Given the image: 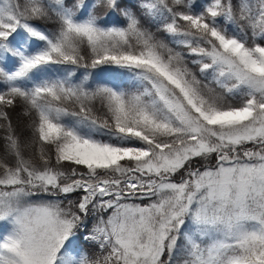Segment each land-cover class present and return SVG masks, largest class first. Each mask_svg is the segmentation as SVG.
<instances>
[{
	"label": "trees",
	"instance_id": "obj_1",
	"mask_svg": "<svg viewBox=\"0 0 264 264\" xmlns=\"http://www.w3.org/2000/svg\"><path fill=\"white\" fill-rule=\"evenodd\" d=\"M83 21L105 34L88 37L68 27V22ZM128 25L123 37L107 33L109 28ZM213 32L238 41L244 49L264 47V0H0V182L12 178L18 180L14 190L20 188L0 204L2 221L17 218L29 207L49 209L57 219L73 222L53 264H73L74 257L83 264H121L119 249L107 242L100 246L101 234L92 239L94 224L112 216L110 209L86 205L87 212L81 213L77 204L82 191L78 187L71 195L48 191L42 185L28 192L21 189L30 187L28 182L38 174L49 173L58 184H70L78 173L86 172L81 165L59 159L55 147L63 137L43 138L41 120L45 116L61 131L69 129L110 147L145 149L151 159L185 147L188 135L178 128L176 117L177 113L189 117L193 111L185 96L167 85L170 92L165 94L170 103L166 106L158 93L162 78L143 66L131 65L127 59L140 52L154 55L189 88L203 111H227L243 108L249 101H264L252 84L228 74L215 62L211 53L221 51V44L215 35L212 37ZM35 54L44 58L30 66L21 65L22 59L32 60ZM111 90L125 99L136 96L138 107L153 116L152 122L137 118L134 127L142 137L119 130L127 120L116 110ZM203 127L198 137L211 149L186 158L175 173L156 175L164 179L159 183L182 184L191 176L214 171L218 165L229 166L231 159L237 166L256 165L257 157L264 156L262 139H240L225 145L213 134L217 127L207 123ZM68 137L64 136L65 140ZM137 163L122 162L116 167L120 168L118 174L114 168L94 169L91 182L116 175L110 180L118 183L107 185V189L112 198L115 190L122 195L120 170ZM5 190L7 193L6 187H0V196ZM175 196L169 188H156L143 201L127 198L120 211L130 217V210L145 208L131 219L141 216L146 222L148 218L153 228L160 216L156 206L166 213L174 207ZM180 203L184 205L183 199ZM188 203L177 231L167 236L173 241L171 250H163L157 264H193L197 251L204 256L211 253L210 261L215 264H227L226 258L233 256L236 246L225 243L233 231L243 232L249 227L250 221L238 224L212 213L203 217L196 195ZM190 235L193 245L186 241ZM22 247L3 249L0 257L7 264H25Z\"/></svg>",
	"mask_w": 264,
	"mask_h": 264
},
{
	"label": "rangeland",
	"instance_id": "obj_2",
	"mask_svg": "<svg viewBox=\"0 0 264 264\" xmlns=\"http://www.w3.org/2000/svg\"><path fill=\"white\" fill-rule=\"evenodd\" d=\"M127 27L109 28L107 33L114 36L123 37ZM71 31L86 34L88 37L105 33L92 26L89 21L80 23L68 22ZM217 41L221 44V51L211 53L216 63L220 65L223 71L241 77L248 81L260 98L264 99V47H254L244 49L238 41L222 38L218 33L213 32ZM41 54H35L32 60L22 59L21 65L30 66L39 59H43ZM131 65L143 66L155 76L162 78L161 86H158L159 98L162 97L164 104L168 106L169 97L165 94L170 92L167 85L174 86L185 96L189 106L196 113L189 114V117L176 114L179 124L178 128L187 134L189 141L183 148H177L165 153H159L154 159L148 157L149 151L138 147L115 148L106 144H101L88 139L85 136H78L72 130L61 131L58 127L51 124L47 117H43L40 125V135L52 140L60 139L58 147H55L56 155L61 160L81 165L85 167L86 172L78 173L77 179L70 184H58V180L51 174H38V177L29 181L31 184L28 190L36 189L39 185L49 191H58L68 195L74 189L82 191L81 199L77 204L80 212L86 213V205L96 208L105 207L112 211V216L104 219L101 223L97 222L93 226L92 239L99 238L102 235L99 245L104 243L113 244V247L119 249L118 259L121 264H157L160 254L163 250H171L173 241L168 239V234L177 231L181 222V213L188 206L193 195L198 196L199 213L203 217L209 218L212 213L215 216L224 217L226 220L233 219L234 223L250 221V226L243 229V232H232L228 241V246H236L233 256L226 258L227 264H264V156L257 157L256 165H239L234 160H230V165H218L212 172H203L198 176H191L190 181L185 183H159L162 178H156V175H162L165 172L175 173L188 157H195L200 153L207 152L211 148L198 137L204 123L217 127L213 132L214 136L226 143H236L240 139L246 142L251 139H264V101L247 102L243 108L230 109L227 111H203L202 106L195 101L189 88L182 84L180 79L170 72L166 65L160 64L154 55L148 52H140L134 57L127 59ZM51 91L50 87L46 88ZM37 90H40L37 88ZM111 100L114 101L118 113L124 114L126 124L119 128L127 134H134L142 137L140 130L136 129L137 118H145L153 121V116L148 114L143 107H138L139 98L131 96L130 99L123 98L122 94L116 90H111ZM138 114V115H137ZM201 120V122H199ZM183 124L184 126H181ZM212 131V130H210ZM64 136H69L65 140ZM163 148L159 147V152ZM129 161L132 165L137 162L143 163L132 168H121L120 170V190H115L111 197L107 185L118 183L119 180H110L116 178V175L107 176L91 182V176L94 169H116L122 162ZM235 163V164H234ZM125 164V163H124ZM254 164V163H253ZM130 165V164H129ZM75 172V171H74ZM95 176V175H94ZM80 178V179H79ZM18 181V180H17ZM17 181L7 178L0 182V187H6L3 196H0V204L10 196L20 191V188L14 190ZM173 190L174 207L162 213L161 208L156 206L158 211V220L152 228L148 223L137 216V220L131 219L143 212L145 208H133L130 210V217L123 216V201L127 198H136L145 200L152 195L153 189ZM98 196V198H97ZM183 199L184 205H181ZM127 203V202H126ZM188 203V204H187ZM150 207L155 208L154 204ZM126 206V205H125ZM175 206H179L178 208ZM128 208V207H126ZM2 208L0 207V210ZM122 209V211H120ZM155 209V210H156ZM127 209H125L126 211ZM129 210V209H128ZM122 212V213H120ZM160 212V214H159ZM0 216V253L6 248H15L20 245L21 251L26 254L25 264H53L55 254L59 247L70 236L73 222L68 218L57 219L51 211L42 207H29L17 218L2 221ZM9 219V218H8ZM175 226V227H174ZM139 234L143 237H140ZM88 236H84L86 238ZM186 241L193 245V236H186ZM110 246V245H109ZM207 256L199 251L193 254V264H215L211 262V253ZM202 257V258H201ZM73 264H83L80 259L74 257ZM0 264H7L0 257ZM225 264V263H223Z\"/></svg>",
	"mask_w": 264,
	"mask_h": 264
}]
</instances>
